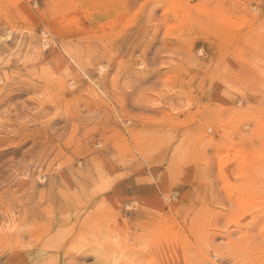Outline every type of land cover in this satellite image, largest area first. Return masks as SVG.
Returning <instances> with one entry per match:
<instances>
[{
	"label": "rangeland",
	"instance_id": "obj_1",
	"mask_svg": "<svg viewBox=\"0 0 264 264\" xmlns=\"http://www.w3.org/2000/svg\"><path fill=\"white\" fill-rule=\"evenodd\" d=\"M0 264H264V0H0Z\"/></svg>",
	"mask_w": 264,
	"mask_h": 264
}]
</instances>
